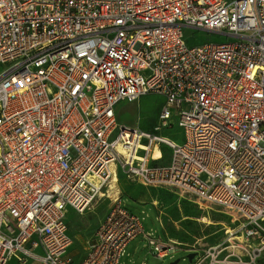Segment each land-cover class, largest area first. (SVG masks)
Returning <instances> with one entry per match:
<instances>
[{
  "label": "built area",
  "instance_id": "obj_1",
  "mask_svg": "<svg viewBox=\"0 0 264 264\" xmlns=\"http://www.w3.org/2000/svg\"><path fill=\"white\" fill-rule=\"evenodd\" d=\"M188 28L231 40L190 44ZM147 94L164 101L158 129L177 118L180 142L118 121V103ZM113 164L243 219L188 264H258L264 0H0V264H121L138 235L159 258L181 251L121 197L81 256L69 250L67 210L89 209L101 189L90 176L105 181Z\"/></svg>",
  "mask_w": 264,
  "mask_h": 264
},
{
  "label": "rangeland",
  "instance_id": "obj_2",
  "mask_svg": "<svg viewBox=\"0 0 264 264\" xmlns=\"http://www.w3.org/2000/svg\"><path fill=\"white\" fill-rule=\"evenodd\" d=\"M184 37L190 44L200 40L215 43L231 40L226 35L191 28L185 29ZM163 104L161 96L147 94L136 101L118 103L116 116L121 124L152 130ZM155 132L174 141L182 140L180 137L183 131L178 126L176 117L171 125L160 126ZM153 148L154 156L158 155L157 152L160 153L158 162L165 163L169 160L170 148L160 142H157ZM116 170L118 173L116 185L111 187L110 176L105 180L90 208L83 215H76L70 219V227L78 238L69 248L70 251L80 253L87 248L92 228L118 197H124V203L140 215L145 230L154 231L155 235L160 233L166 240L183 248L173 256L159 258L145 247L143 236L138 235L128 242L126 255L121 258V264H171L176 260H178L176 264H188L187 255L191 252H195L194 258H197L210 246L227 244V230L235 229L237 223L243 220H235L234 214L229 210L200 203L194 195L182 194L179 189L140 182L132 174L125 172L121 166H117ZM157 216L161 218L162 226L159 225ZM238 235L237 242L242 239L241 233ZM36 261L30 259L24 264H37ZM258 264H264V256L260 258Z\"/></svg>",
  "mask_w": 264,
  "mask_h": 264
},
{
  "label": "crops",
  "instance_id": "obj_3",
  "mask_svg": "<svg viewBox=\"0 0 264 264\" xmlns=\"http://www.w3.org/2000/svg\"><path fill=\"white\" fill-rule=\"evenodd\" d=\"M180 138H183V132H182V137H180ZM179 138V139H180ZM124 198V197H123ZM84 214V213H83ZM83 214H81V215H83ZM105 214H106V212H105ZM104 214V215H105ZM76 215H80V214H78V213H75L72 209H68L67 210V212H66V216H65V218H66V220H67V222H68V225H69V229H70V232H71V234L73 235V237H74V241L77 239L78 240V238H77V235H76V233L73 231V229H71V227H70V219H72V217L73 216H76ZM98 223V222H97ZM96 223V224H97ZM96 227V226H95ZM94 227V228H95ZM94 228H92L93 229V231L91 232V234L94 232ZM91 234H90V236H91ZM89 236V237H90ZM77 242V241H76ZM74 243V242H73ZM85 250V249H84ZM36 251V253H38L39 252V250H35ZM84 251H81L80 253H77L76 251H72V253L73 254H75V255H78V256H81V254L83 253ZM12 258V259H11ZM30 259H32V260H34V259H36L37 261V264H42L37 258H29L28 260H30ZM27 260V261H28ZM27 261L25 262V263H27ZM18 262V263H17ZM22 263V262H21ZM6 264H20L19 263V261H17L16 260V258L14 257V256H10L8 259H7V262H6ZM24 264V263H23Z\"/></svg>",
  "mask_w": 264,
  "mask_h": 264
},
{
  "label": "bare ground",
  "instance_id": "obj_4",
  "mask_svg": "<svg viewBox=\"0 0 264 264\" xmlns=\"http://www.w3.org/2000/svg\"><path fill=\"white\" fill-rule=\"evenodd\" d=\"M158 129V127H157V125H154V127L152 128V130L153 131H156ZM111 179H110V181L112 182V184H111V187L112 186H115L116 185V182H118L117 180H118V173H117V170H115V165L113 164V166L111 167ZM90 179L94 182V183H96L97 185H99V187H102L103 185H104V180H102L99 176H97V175H91L90 176ZM115 184V185H114Z\"/></svg>",
  "mask_w": 264,
  "mask_h": 264
},
{
  "label": "water",
  "instance_id": "obj_5",
  "mask_svg": "<svg viewBox=\"0 0 264 264\" xmlns=\"http://www.w3.org/2000/svg\"><path fill=\"white\" fill-rule=\"evenodd\" d=\"M195 255V252H191L190 254L187 255V257L189 258V261H191V259L193 258V256ZM178 260H176L177 262ZM176 262L171 263V264H176Z\"/></svg>",
  "mask_w": 264,
  "mask_h": 264
}]
</instances>
